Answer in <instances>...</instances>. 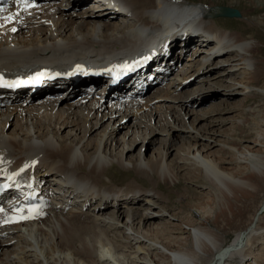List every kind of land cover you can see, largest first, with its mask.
<instances>
[{
	"label": "bare ground",
	"instance_id": "bare-ground-1",
	"mask_svg": "<svg viewBox=\"0 0 264 264\" xmlns=\"http://www.w3.org/2000/svg\"><path fill=\"white\" fill-rule=\"evenodd\" d=\"M52 1V11L45 16L47 26L30 24L28 29L20 30L14 35L0 36V70L24 72L28 68L44 65L38 64L41 60L68 54H86L87 57L134 55L139 53L147 40L168 33V25L175 21H170L167 9L187 10L196 6V12L204 10L203 16L208 15L214 22L192 24L206 31L215 41L210 48L204 50L202 46L206 41L196 40L199 36L195 33L190 36L188 33L191 29L181 31V34H185V40L182 45L178 44V48L184 50L185 62H189V65L197 62L204 66V62L213 53L221 51L228 44L231 55L226 60L216 59L226 65L219 63V68L209 73L211 68L203 81L218 83L229 71L242 67L241 69L247 71L244 74L246 77L242 75L240 80L235 77L227 78V87L244 84L248 91L252 89L251 81L255 69L252 50L255 45L250 39H242L235 30L225 28L227 32L222 35L221 30L226 22L213 16V10L217 8L213 4L203 5L204 3L197 4L186 0H98L96 2L104 7H92L99 9L94 14L96 21L88 18L89 9L77 14L82 19L78 23L75 14L68 11L73 4L76 9L79 0ZM106 2L111 9L107 8ZM215 22L221 27L215 25ZM173 40L174 43L171 41L170 45L173 43L175 48L178 39ZM196 43L197 48L189 49L190 45ZM170 51L173 53L174 49L171 48ZM199 51L202 54L196 56ZM178 57H181V53ZM192 69L191 67L189 72ZM56 84L57 82L49 81L47 87ZM70 84L73 86L65 98H59L58 95V99L40 100L25 107L13 103L0 109V156L3 165L9 164L10 159L36 162L38 173L42 176L48 173V176H44L45 181L58 186L62 197H65V202L60 203L59 207L50 208L49 216L38 221L26 225H9L4 220L0 222V264H261L262 261L258 262L259 250L253 249L256 243L264 242V225L259 223L258 214L252 213L247 223L235 230V237L225 246L222 244L224 239L221 228L216 229L210 223L216 224L219 218L227 222L229 215L234 218V214L240 211L235 205L238 196L248 195V191L256 189L257 182H251L246 175L253 172L251 176L257 175L260 182L264 183V140L251 142V145L262 146L259 153L252 151L248 145L242 150H238V146L225 147L235 151L232 160L238 167H246L245 174L240 177H234L216 163H212V160L202 156L197 149L202 148L199 143H187V147L191 146L192 149L189 148L191 150L182 158L180 167H189L188 163H192L202 169L211 186L207 192L213 195V205L199 206L196 208L199 213L197 218L181 221L174 230L175 234H169L161 225L155 223L156 216L152 212L147 213V209L141 211L139 207L132 206L121 211V208L136 204V199L143 202L144 198L140 195H146L145 190L137 186L123 188L116 183L111 187L107 184L100 186L97 180L100 183V178L105 181L106 177L107 182L111 181V169L116 167L126 173L132 171L137 177L149 175L154 170L162 173L164 156L159 152L160 165L157 164L156 157L145 159L139 150L135 156H131L135 147L133 143L144 139L146 131L142 127L152 128L155 124H152V119L156 117L159 107L164 106V117L167 119L159 117L158 123H168L171 127L184 124L187 129L185 135L197 139L199 129L192 124L194 119L189 125L188 122L186 124L184 119L188 113L180 112L182 108L177 105L179 98L184 94L189 96L193 91H181L180 85L169 82L151 95L121 103L112 109L106 108L103 103H76L75 89L84 84L74 85L71 81ZM199 86L201 84L198 83L197 87ZM68 87L54 90L53 93H66L65 89ZM43 94L41 92L38 99ZM163 96L164 101L157 102V106L153 103L149 107V102ZM142 106L147 107L146 112L139 111ZM213 109L214 105L208 107L204 113L201 112L203 114L198 112L201 114L199 117L196 115L198 120ZM129 116H132L133 128L120 139H115V126L119 125L122 118ZM17 120L23 121L27 125L26 129L16 131L13 128L8 131L7 122L9 125H16ZM187 125L194 131H189ZM198 127H202V133L209 130L204 126ZM170 129L165 128L164 131ZM63 131L65 134L61 135ZM166 134L170 135L169 132ZM127 135L132 137L126 138ZM261 136L262 133L259 132L257 138ZM185 144L186 142L183 145ZM164 145L160 142L159 148L163 149ZM118 146V151L112 152ZM152 162L154 168L151 167ZM75 176L91 185L79 183L77 188L83 186L81 195L73 193L67 185V182L78 183ZM129 184L137 183L130 181L124 185ZM68 201V206L65 207ZM144 202L148 203L150 200ZM109 206L119 207L118 211L112 209L107 213L101 212ZM169 215L176 217L173 213ZM167 222L171 224L170 220ZM144 227L146 229L142 231ZM10 245L12 246L9 248Z\"/></svg>",
	"mask_w": 264,
	"mask_h": 264
},
{
	"label": "rangeland",
	"instance_id": "rangeland-1",
	"mask_svg": "<svg viewBox=\"0 0 264 264\" xmlns=\"http://www.w3.org/2000/svg\"><path fill=\"white\" fill-rule=\"evenodd\" d=\"M98 0H79L77 1L78 7L74 4L69 6L68 13H73L77 18L76 21L81 23V17L77 14L82 12L88 13V18L90 20L94 19V14H96V10L93 9L94 7H104L101 5L100 2H96ZM187 2L197 3L203 5L213 4L215 8L213 10V16L215 18H219L218 20H223L226 22L224 23V28L221 30V34L224 35L228 30H235L237 35H240L242 39H250L254 43V49L252 50V56L254 57V73L253 78L251 81L252 89L248 91L244 87V84H236L233 87H227L229 85V77H235L239 80L241 79L242 75H246L244 69H232L229 73L222 77L218 83H210L212 81H208L205 83L203 81L208 75V71L211 69V72L217 70L219 68V63L224 64L223 61L218 62L216 61L217 58L226 60L228 56L231 55L230 47L227 44L224 49L219 52H215L212 56L208 59V61L204 62V70L200 75V79L197 78L193 81V83H188L185 85H180L181 91L192 90L193 93L189 96L184 94L178 100V107L182 108L179 110L180 112H187L186 118L184 119L186 124L191 122L193 119V125L196 129H199L197 139L189 138L185 133H187L186 126L184 124H175L172 127L167 123L164 125L162 122L158 123L159 117L162 119H167L164 117L165 107H159V111L155 118L152 119V124H155L149 128L145 126L142 127L143 131H146V135L143 136V140L135 141L133 144L135 145L131 156L139 152L143 155L145 159H149L146 157L153 156V159L156 157V162L160 165V154L164 156V166L161 169L162 173H158L155 170L152 171L149 175H141V177H137L136 174L132 171L123 172V170H119L118 167L112 168V180L107 182V178L105 181L103 178H100V183L97 180V184L102 186L106 185L111 187L113 184H118L117 186L120 187H131L137 186L140 189L146 191V195L141 194V198L144 200H150V202L146 203L136 199L134 205L126 206L125 208H121V211L126 210L127 207H139L141 211L147 209V213L152 212L156 216L155 223L157 225H161L163 230H167L169 234H175L174 230L177 228V224L181 221H186L189 218H197L199 215L198 207L203 206L206 204L211 205L213 195L208 193L209 187H211L200 167H196V165L192 163H188L189 167H180L182 164V158L186 157V153L192 149L191 146L187 147V143H199V153L212 160V163H216L221 167L222 170L225 172L231 173L234 177H240L245 174L246 167H238L232 159L235 157V151L232 149H228L225 147L233 146V148L237 147L238 150H242L243 147L246 145L251 146V150L259 153L262 150V146L260 145H251L252 140H257L261 142L264 140V0H186ZM204 1V2H203ZM95 3V4H94ZM92 4V5H91ZM107 6V2L105 4ZM224 7H220V6ZM91 7V8H90ZM93 7V8H92ZM96 7V8H97ZM198 7V5H197ZM71 8V9H70ZM86 8V9H85ZM108 9H111L107 6ZM195 7H190L187 10H179L176 8H169L166 10V13L170 16V21L174 20L175 22H187L190 23H204L210 22L213 23L214 20H211L208 15L203 16L205 14L204 10L201 12L195 11ZM222 8L226 9H238L239 15L236 17H222L216 16L219 14V9ZM115 10V9H114ZM197 16H202L200 19L196 20ZM106 18V17H105ZM126 17L124 16L123 19ZM221 18V19H220ZM89 20V21H90ZM227 20V21H226ZM106 21V20H105ZM169 21V22H170ZM71 24V23H69ZM215 25L216 24L215 22ZM219 26V25H218ZM221 27V26H219ZM227 28V29H225ZM196 34V33H195ZM199 36L196 40L198 41H206L207 43L203 45V49L210 48L212 43H214L215 38L213 39L211 36L207 34L206 31H202L201 34H196ZM104 39L109 38H117V37H100ZM170 38V37H169ZM176 38H172V42H174ZM185 39H178L177 46L172 53V56L175 60H186L184 55V50L178 48V44L182 45V42ZM173 44V43H172ZM196 45H190L189 49L193 50ZM171 47V45H170ZM192 47V48H191ZM197 48V47H196ZM200 48V47H199ZM171 49V48H170ZM183 52V53H182ZM181 53V57H178V54ZM202 52H198L195 54L196 56L201 55ZM82 55V56H81ZM85 55V56H84ZM76 56V57H75ZM79 57H87L86 54H68L62 57L48 59V60H41L38 64H50L55 66H67L73 63V60H76ZM172 57V58H173ZM171 59V58H170ZM51 61V62H50ZM53 61V62H52ZM60 62V63H59ZM178 61H176L177 63ZM175 63V64H176ZM64 64V65H63ZM226 65V64H224ZM54 66V65H53ZM237 74V75H236ZM243 77H246V76ZM241 76V77H240ZM248 76V75H247ZM226 79V80H225ZM225 80V81H224ZM203 81V82H202ZM201 86L197 87L198 83ZM191 84V85H190ZM226 84V85H225ZM163 88V87H162ZM161 88V89H162ZM196 88V90L194 89ZM158 89V88H157ZM156 91V90H154ZM44 97H41V100ZM49 99V98H45ZM51 100V99H49ZM165 98L159 97L158 99H154L149 102V107L151 108L153 103L154 105H158L157 102L164 101ZM67 101V99H66ZM69 101V100H68ZM144 102V101H143ZM156 102V103H155ZM174 102V101H171ZM169 103V102H167ZM28 104V105H32ZM214 105L213 111H209L207 114L202 116V119L197 118L201 114L207 110V108H211ZM216 105V106H215ZM147 107L142 106L139 108L140 112H146ZM164 109V110H163ZM203 111H202V110ZM163 112V113H162ZM203 112V113H198ZM190 113V114H189ZM192 113V114H191ZM210 113V114H209ZM200 114V115H199ZM197 115V116H196ZM195 116V117H194ZM158 117V118H157ZM197 118V119H196ZM158 119V120H157ZM128 120L125 122H119V125L115 126V139H120L124 136L126 132H128L132 126V116L126 118ZM16 125H9L8 122L6 124V129L11 131L13 128L16 131H22L26 129V126L23 121L17 120ZM157 121V122H156ZM23 122V123H22ZM182 122V121H181ZM197 123V125H196ZM160 124V125H159ZM204 124V125H203ZM187 125V126H188ZM204 126L206 129L209 128L207 132L202 133L201 128L198 126ZM16 126V127H15ZM24 126V127H23ZM20 127V128H19ZM189 131H194V129H189ZM171 128L169 130H165L169 132L170 135H167L164 129ZM43 130V129H42ZM212 130V131H211ZM131 131V130H130ZM210 131V132H209ZM261 132L262 136L257 138V134ZM65 131L61 132V135H64ZM117 136V137H116ZM167 136V137H166ZM131 136L126 138L130 139ZM113 138V139H114ZM125 138V139H126ZM139 139V138H138ZM166 139V140H165ZM168 139V140H167ZM240 140V141H239ZM169 141V143L167 142ZM164 143V146H167L163 149L159 148V143ZM167 142V143H166ZM184 142H186L185 145ZM229 146V147H230ZM120 146H118L115 150L113 149L112 152L118 151ZM140 148V149H139ZM191 148V149H189ZM158 150V151H157ZM161 150V151H160ZM231 150V151H230ZM160 152V154H159ZM163 152L165 154H163ZM184 152V153H183ZM128 154V152H127ZM135 156V155H134ZM190 164V165H189ZM195 166V167H194ZM151 167L154 168L153 162L151 163ZM197 169V170H195ZM201 170V171H198ZM253 172H251L252 175ZM246 175V178L253 183H256V189L248 191V195H239L238 202L235 205L239 208V212H235L234 218L232 215H229V220L227 222H223L221 218H219L216 224L210 223L211 226H215V228H221L223 232V242L222 244L225 246L235 237V230L243 227L249 218L254 214H258L259 223L264 225V183L260 182L258 176L253 174ZM257 176V178H256ZM254 177V178H253ZM252 179V180H251ZM256 180V181H255ZM130 181H134L137 184H129L124 185ZM261 183V184H260ZM251 194V195H250ZM248 196V198H247ZM246 197V198H245ZM139 201V203H138ZM80 202V201H79ZM138 205V206H136ZM213 205V204H212ZM119 207H105L101 212L107 213L109 210H117ZM197 208V209H196ZM242 208V209H241ZM216 210V209H214ZM118 211V210H117ZM170 213L175 214L176 217H171ZM253 213V214H252ZM240 214V215H239ZM236 215V216H235ZM170 220L171 224L167 221ZM222 222V223H221ZM175 223V224H174ZM146 229L144 227L142 231ZM222 245V246H223ZM12 245L9 246V248ZM255 251L259 250L260 253V261L261 264H264V242L261 241L256 243L253 247Z\"/></svg>",
	"mask_w": 264,
	"mask_h": 264
},
{
	"label": "snow or ice",
	"instance_id": "snow-or-ice-1",
	"mask_svg": "<svg viewBox=\"0 0 264 264\" xmlns=\"http://www.w3.org/2000/svg\"><path fill=\"white\" fill-rule=\"evenodd\" d=\"M14 2L17 3L20 6L21 10L24 12H27L30 8L35 7V0H14ZM3 11L4 9H0V12ZM19 15L20 12L18 11L9 17L0 18V20L3 21V23H0V27H3L4 23L14 21ZM12 31H15V28H13ZM22 171H24V169H21V172ZM0 211H3V209H0Z\"/></svg>",
	"mask_w": 264,
	"mask_h": 264
}]
</instances>
